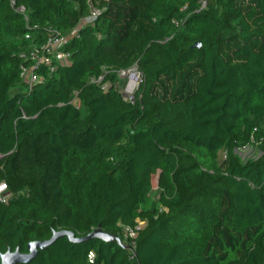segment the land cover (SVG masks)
Segmentation results:
<instances>
[{
  "label": "trees",
  "instance_id": "16d2710c",
  "mask_svg": "<svg viewBox=\"0 0 264 264\" xmlns=\"http://www.w3.org/2000/svg\"><path fill=\"white\" fill-rule=\"evenodd\" d=\"M2 183V253L122 242L27 264H264V0H0Z\"/></svg>",
  "mask_w": 264,
  "mask_h": 264
},
{
  "label": "built area",
  "instance_id": "2783aa9c",
  "mask_svg": "<svg viewBox=\"0 0 264 264\" xmlns=\"http://www.w3.org/2000/svg\"><path fill=\"white\" fill-rule=\"evenodd\" d=\"M11 3H14V0H11ZM205 5V1L202 2V6ZM18 12L25 14V8L23 6H20L16 9ZM98 13V11L95 9L92 11V15H96ZM25 17L27 18L26 14ZM55 34H52L48 37L47 41L41 46V50H42V55L38 56L35 53H31V58L35 61L34 64V68L37 67V65L42 62L44 59H47V57L45 56V54H49L52 55L54 58H56V61L59 63H66L68 60V53L64 52L62 50L63 44L66 41V37H61L59 36L56 31H54ZM76 34V30H73L71 32V35ZM51 68H53V66H51ZM126 70H122L118 72L119 73L122 72V74H124ZM21 76L29 83V85L31 86L33 83L37 82L39 77L34 73V69H23V71L21 72ZM101 77H99L97 80H99ZM106 85H102V88H105ZM123 93V92H122ZM123 95L125 96V94L123 93ZM132 95V94H131ZM130 95V97H131ZM126 98H128L127 96H125ZM129 97V98H130ZM222 155H225V153H222ZM5 184L2 183L0 184V200L3 199L5 200L4 195L6 194L4 192V188L3 187ZM142 227L141 225H139V223L135 226V227H125L123 229V235L125 237V239H128L130 241V244H134L132 239L135 237L136 233H137V229ZM126 244H129V242L126 241ZM87 258L90 262H93L95 259V253L94 251L90 250L87 254Z\"/></svg>",
  "mask_w": 264,
  "mask_h": 264
},
{
  "label": "water",
  "instance_id": "95a60500",
  "mask_svg": "<svg viewBox=\"0 0 264 264\" xmlns=\"http://www.w3.org/2000/svg\"><path fill=\"white\" fill-rule=\"evenodd\" d=\"M193 46H200V42H196ZM66 236L72 242H81L88 239H102L105 241L116 239L118 243H121V239L118 235H112L103 231L100 227L93 229L85 236L76 237L73 231L70 230H58L53 231L52 236L45 240H34L27 244L26 251H20L19 248L15 250L8 249L5 252H0L1 264H27L33 258H35L40 249L52 245L58 238ZM128 248V245L123 244Z\"/></svg>",
  "mask_w": 264,
  "mask_h": 264
},
{
  "label": "rangeland",
  "instance_id": "374dc122",
  "mask_svg": "<svg viewBox=\"0 0 264 264\" xmlns=\"http://www.w3.org/2000/svg\"><path fill=\"white\" fill-rule=\"evenodd\" d=\"M83 23V22H82ZM120 81L117 86L120 91L125 94L128 98L131 94H133L136 89L138 82L140 80V73L138 72L136 67H132L124 72V74L119 73ZM154 179L152 178V183H154ZM145 222L140 221L139 225L144 226Z\"/></svg>",
  "mask_w": 264,
  "mask_h": 264
},
{
  "label": "clouds",
  "instance_id": "9594fccd",
  "mask_svg": "<svg viewBox=\"0 0 264 264\" xmlns=\"http://www.w3.org/2000/svg\"><path fill=\"white\" fill-rule=\"evenodd\" d=\"M5 186V185H4ZM5 189V188H4Z\"/></svg>",
  "mask_w": 264,
  "mask_h": 264
}]
</instances>
